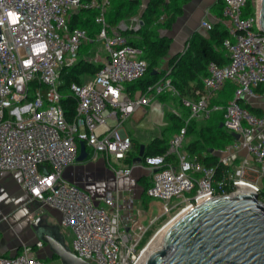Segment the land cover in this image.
Masks as SVG:
<instances>
[{"label":"built area","instance_id":"2783aa9c","mask_svg":"<svg viewBox=\"0 0 264 264\" xmlns=\"http://www.w3.org/2000/svg\"><path fill=\"white\" fill-rule=\"evenodd\" d=\"M249 1L223 0L215 23L227 33L221 45L227 63L210 62L200 90L181 98L189 115L171 136L164 154L143 156L136 164L128 163L133 141L122 133L124 123L136 111L145 112L160 95H179L168 64L145 93L127 91V85L147 70L142 52L131 45L135 37L124 35L140 30V17L132 18L131 25L121 21L111 27L106 19L110 0H0V173H20L27 202L60 213V224L72 234L71 251L84 262L142 264L149 240L140 244L147 231L165 215H183L206 198L245 190L257 193L262 201L264 91L257 93V89L264 85V34L259 30L256 0L252 14L246 12ZM81 11L94 12L99 31L92 37L84 28L71 27ZM159 22H164V16ZM216 24L202 20L199 28L210 32ZM89 44L94 48L81 53ZM81 61L99 70L70 86L77 105L68 121L61 105V78ZM226 83L234 87L232 98L225 105L214 104ZM169 111L182 117L176 108ZM219 111L233 141L212 152L216 166H206L184 150L187 126L193 119L207 120ZM80 142L85 145L86 160L103 159L116 180L130 176L135 166L151 169L146 208L131 192L123 195L116 189L93 199L66 180L64 169L77 163ZM216 167L222 168L220 178ZM151 206L158 213L150 215ZM35 247L41 248L42 242L24 244L12 256L0 255V264H44Z\"/></svg>","mask_w":264,"mask_h":264},{"label":"trees","instance_id":"16d2710c","mask_svg":"<svg viewBox=\"0 0 264 264\" xmlns=\"http://www.w3.org/2000/svg\"><path fill=\"white\" fill-rule=\"evenodd\" d=\"M189 1L150 0L140 16L143 22L140 30L138 32L129 30L124 33L125 36L135 37L134 40H131V45L142 52L141 58L147 62L145 74L138 81L127 85V91L131 95L137 91L145 93L161 78L162 72L158 71L159 62L167 55L171 40L168 37L160 36V30L171 28L176 19L182 14L183 6ZM139 6V0H110L106 19L111 27H116L119 22L137 15L139 13ZM222 6L223 0L217 1L216 9L220 11V14ZM253 10L254 2L250 0L247 4L246 12L247 14H252ZM93 15L94 12L81 11L73 17L71 27L84 28L92 37L99 31V27L93 22ZM163 16L164 22L161 23L159 21ZM208 35L209 37L206 39L196 33L193 34L185 44V51L168 61V67L172 71V86L178 91L179 95L164 93L158 97V100L163 104H167L168 102L174 104L175 108H181V113L183 114V109L185 108L181 106V98L190 97L194 90H200L202 80L207 75L208 64L210 62L218 65H225L227 63L225 52L221 48L223 40L227 37L225 30L221 25H216ZM98 70V66L81 61L63 72L61 92L64 95V99L61 105L68 121H71L74 117L77 105L76 98L70 94V86L72 84H81L84 80L93 77ZM233 91L234 87L230 83H226L223 90L215 96L213 103L225 105L232 98ZM263 91L264 85H261L257 89V93H262ZM243 107L254 114H260V110L254 107L249 105H244ZM213 114L207 120L196 119L189 122L186 138L190 141L187 145H184V150L189 155L195 156L201 164L214 167L216 166L217 159L212 155V152L223 149L230 144L233 137L223 130V127H220L223 122L222 114L221 116L215 115L212 117ZM185 119V114L181 118H178L168 110L165 114V126L161 130L160 136L145 147L144 156L164 154L171 136L183 127ZM138 153L139 148L133 143V153H131L128 163H131ZM215 171L216 177L220 178L222 168L216 167ZM150 183V181H146L143 184L142 197L145 196V190ZM260 197L264 203V187ZM148 203L149 201H145V208ZM161 222H157L155 226L147 231L141 241L140 247L147 243Z\"/></svg>","mask_w":264,"mask_h":264},{"label":"crops","instance_id":"0c3cea01","mask_svg":"<svg viewBox=\"0 0 264 264\" xmlns=\"http://www.w3.org/2000/svg\"><path fill=\"white\" fill-rule=\"evenodd\" d=\"M149 1L139 0V13L123 22L131 25L130 20L137 16L140 17ZM217 1L219 0H190L183 6L182 14L176 19L171 28L160 30V36L168 37L171 40V45L167 55L159 62L158 71L161 72L166 68L170 59L181 54L186 42L193 34L196 33L206 39L209 37V32L200 29L199 24L202 20L216 24L215 21L221 16L220 11L216 9ZM164 107L168 108L169 106L163 105L158 98L153 100L152 105L145 112L144 110L136 111L124 123L122 133L129 136L133 143L136 141L146 147L161 134L160 129L165 125V120L163 115L161 117L159 114L160 110L164 113ZM242 154L244 155V153ZM151 175V169L144 166H135L130 176L116 180L113 171L101 158L95 161L86 160L64 169V178L77 185L93 199L117 189L123 195L131 192L134 198L141 202L143 184L146 181L151 182ZM249 178L255 179L254 176ZM21 182L22 176L20 173H0V190L3 192L0 205L8 210H14L13 212H20L17 218L10 216L7 217L5 223H0V255L6 257L15 255L21 251L24 244L34 245L38 241L31 228L32 216H34V219L38 216L42 217L45 223L58 226L64 244L66 246L68 242L71 244V231L60 224V213L49 206L41 207V204L37 202L28 203V197L21 186ZM25 207H28V214L24 210ZM11 218H14L12 224L9 223ZM16 227H18L17 231ZM34 251L37 256L46 258L45 260L42 259L44 264H51L52 259L58 260L44 243H42L41 248L35 247Z\"/></svg>","mask_w":264,"mask_h":264},{"label":"water","instance_id":"95a60500","mask_svg":"<svg viewBox=\"0 0 264 264\" xmlns=\"http://www.w3.org/2000/svg\"><path fill=\"white\" fill-rule=\"evenodd\" d=\"M256 3L259 30L264 34V0ZM144 150L141 145L133 163H141ZM86 159L80 142L76 162ZM31 228L61 264H88L64 244L58 226L38 216ZM142 264H264V203L257 193L245 190L206 198L160 234Z\"/></svg>","mask_w":264,"mask_h":264},{"label":"rangeland","instance_id":"374dc122","mask_svg":"<svg viewBox=\"0 0 264 264\" xmlns=\"http://www.w3.org/2000/svg\"><path fill=\"white\" fill-rule=\"evenodd\" d=\"M94 48V46L92 45V44H89L87 47H82V50H81V53L83 52V51H86L87 49H89V48ZM29 90H30V92H29V95H30V97L33 95V87L30 85L29 86ZM176 103V102H175ZM163 105H165V106H169L168 108H170L171 107V109L172 108H175L174 107V104H170V102H168L167 104H163ZM220 105H222V104H220ZM165 109H164V113H163V119L165 120V114L167 113V111H168V108H166V107H164ZM177 109V108H176ZM178 110H179V112H181V108H178ZM184 110V114H185V118L187 119L188 118V115H189V112H188V110L186 111L185 109H183ZM181 114H183V113H181ZM183 114V115H184ZM213 114V113H212ZM221 114H222V112L221 111H219V112H216V113H214L213 115H212V117L213 116H215V115H217V116H221ZM182 115V116H183ZM185 119V120H186ZM197 119H202V118H197ZM185 120H184V123H183V126H184V124H185ZM193 120H196V119H193ZM165 126V125H164ZM164 126H162L161 127V129L160 130H162L163 128H164ZM223 130H225V129H223ZM226 131V130H225ZM227 132V131H226ZM155 133V132H154ZM228 133V132H227ZM229 134V133H228ZM230 135V134H229ZM231 136V135H230ZM142 140V139H141ZM143 141V140H142ZM146 141H148L147 139H146ZM189 139H185V141H184V145H187L188 143H189ZM233 140H231V142H232ZM230 142V143H231ZM134 144H136L137 146H138V148H140V146H141V144H139L138 142H134ZM135 151V150H134ZM138 155V154H137ZM137 155H135L136 157H137ZM2 191L0 190V199L2 198L1 196H2ZM145 201H149V198H147L146 196H143L142 197V199H141V205H142V207L143 208H145ZM25 212L28 214V207L26 208L25 207ZM39 210V209H38ZM14 210H8V209H6V207H4L3 205H0V223L1 222H3V223H5L6 222V219H7V217H10V216H12V217H16L17 218V215H19L18 213H20V212H18V211H16V212H13ZM156 213H158V209L156 210V208L155 207H153V206H151V214L150 215H154V214H156ZM33 218H31V220L32 219H34V216H32ZM173 217H175V213H169V214H167V215H165L162 219H160L161 221L162 220H164V221H158L159 223L161 222V224L158 226V228L155 230V232H154V234L159 230V228L161 227V226H163L164 224H166V223H168ZM14 221V218L12 219L11 218V221H9V223L10 224H12V222ZM8 225V224H7ZM155 226V225H154ZM18 230V227H16V231ZM154 234H152V236L154 235ZM152 236H151V238H152ZM150 240V239H149ZM67 246H68V249L71 251L72 249H71V244H70V242H68L67 243ZM72 252V251H71ZM39 257V256H38ZM40 258L41 259H43V260H45L46 258L45 257H41L40 256ZM51 258V257H50ZM52 259V258H51ZM49 264V263H48ZM51 264H61L60 263V261H58V260H56V259H52V262H51Z\"/></svg>","mask_w":264,"mask_h":264},{"label":"bare ground","instance_id":"6f19581e","mask_svg":"<svg viewBox=\"0 0 264 264\" xmlns=\"http://www.w3.org/2000/svg\"><path fill=\"white\" fill-rule=\"evenodd\" d=\"M158 206V205H155ZM182 216V214L172 218L168 223L164 224L163 226H161L159 228V230L152 236V238H150L145 250H144V257H146V254L148 252V250L150 249V247L153 245V243L158 239V237L160 236V234L166 230L169 226H171L177 219H179Z\"/></svg>","mask_w":264,"mask_h":264}]
</instances>
